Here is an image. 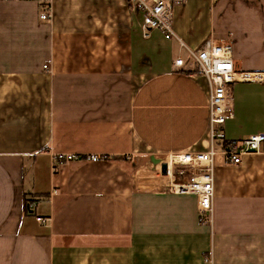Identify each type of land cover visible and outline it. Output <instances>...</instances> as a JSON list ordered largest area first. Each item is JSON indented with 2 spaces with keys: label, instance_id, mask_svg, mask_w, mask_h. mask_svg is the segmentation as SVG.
Listing matches in <instances>:
<instances>
[{
  "label": "crops",
  "instance_id": "1",
  "mask_svg": "<svg viewBox=\"0 0 264 264\" xmlns=\"http://www.w3.org/2000/svg\"><path fill=\"white\" fill-rule=\"evenodd\" d=\"M39 13L0 0V264H264V154L215 159L206 224L161 174L167 153L207 147V82L173 69L178 46L167 59L138 43L126 0H52L51 19ZM227 13L245 29L237 41L213 28ZM209 20L208 33L180 35ZM173 30L192 46L231 40L236 70L260 77L230 85L225 134H264V0H186Z\"/></svg>",
  "mask_w": 264,
  "mask_h": 264
},
{
  "label": "built area",
  "instance_id": "2",
  "mask_svg": "<svg viewBox=\"0 0 264 264\" xmlns=\"http://www.w3.org/2000/svg\"><path fill=\"white\" fill-rule=\"evenodd\" d=\"M36 4L40 8L39 19L48 22L52 16V0H12ZM129 9L140 15V34L147 39L152 31L158 32L164 40L175 41L178 55L172 66L176 72H189L203 77L207 82L206 101L208 105L207 147L199 151L167 153L163 164L169 182V190L175 194L193 195L197 199L198 223L211 222L213 197V169L217 157L228 163L239 165L247 154H264V134L246 138L231 139L224 131L226 122L233 118V99L230 85L258 79L259 74L236 70L233 60V45L228 38H206L195 49H189L173 30L174 9L186 0H126ZM186 51V56L180 52ZM47 66L43 65V69ZM55 164L79 159L74 154H55ZM91 162L101 158L88 156ZM180 177H185L180 181ZM45 223V219L36 218ZM212 264L210 256L204 258Z\"/></svg>",
  "mask_w": 264,
  "mask_h": 264
},
{
  "label": "rangeland",
  "instance_id": "3",
  "mask_svg": "<svg viewBox=\"0 0 264 264\" xmlns=\"http://www.w3.org/2000/svg\"><path fill=\"white\" fill-rule=\"evenodd\" d=\"M219 13V12H218ZM220 14V13H219ZM217 14L216 15V22H215V25H213V28H227L229 29V31H231V37L236 41L241 38V33L243 34L245 32V29H244V32L242 31V22L241 21H236L235 20V17L231 18V16H229V13L225 15H223L222 17ZM224 16H225V19H224ZM194 19V16L191 17V22L193 21ZM190 22V23H191ZM212 21L209 20V22H207L206 24H204L203 26H192L190 24H184L182 26V30L183 31H180V35H182L184 32H191V31H194L196 37H198L200 34L206 32L208 33L209 30L213 29L212 27ZM187 28V30H186ZM193 33V32H191ZM248 34V33H247ZM140 31L136 32L135 33V37L138 39V43H140V40H141V37H140ZM183 36V35H182ZM183 39V38H182ZM142 41H144L146 44L154 47V49H157V51L159 52V54L164 57V58H167V59H170L174 56H176V53H177V43L175 41H166L163 39V37L154 32L152 34H149V37L147 39H143ZM184 43L187 45L188 48H195L197 46H192L190 44H188L184 39H183ZM184 54H186V51L184 52ZM197 76V75H195ZM199 77V76H198Z\"/></svg>",
  "mask_w": 264,
  "mask_h": 264
},
{
  "label": "water",
  "instance_id": "4",
  "mask_svg": "<svg viewBox=\"0 0 264 264\" xmlns=\"http://www.w3.org/2000/svg\"><path fill=\"white\" fill-rule=\"evenodd\" d=\"M161 174L162 175H165L166 174V165L165 164H162L161 165Z\"/></svg>",
  "mask_w": 264,
  "mask_h": 264
}]
</instances>
